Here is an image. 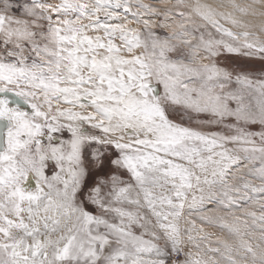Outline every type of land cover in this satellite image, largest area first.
Returning <instances> with one entry per match:
<instances>
[{
    "label": "snow or ice",
    "instance_id": "snow-or-ice-1",
    "mask_svg": "<svg viewBox=\"0 0 264 264\" xmlns=\"http://www.w3.org/2000/svg\"><path fill=\"white\" fill-rule=\"evenodd\" d=\"M262 18L0 0V264H264Z\"/></svg>",
    "mask_w": 264,
    "mask_h": 264
},
{
    "label": "rangeland",
    "instance_id": "rangeland-1",
    "mask_svg": "<svg viewBox=\"0 0 264 264\" xmlns=\"http://www.w3.org/2000/svg\"><path fill=\"white\" fill-rule=\"evenodd\" d=\"M205 2H207V3H212L213 0H205ZM262 19H264V18H262ZM217 235H221V233L217 232Z\"/></svg>",
    "mask_w": 264,
    "mask_h": 264
}]
</instances>
